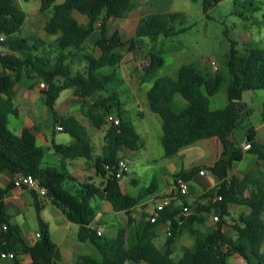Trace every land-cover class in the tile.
<instances>
[{
	"label": "trees",
	"instance_id": "trees-1",
	"mask_svg": "<svg viewBox=\"0 0 264 264\" xmlns=\"http://www.w3.org/2000/svg\"><path fill=\"white\" fill-rule=\"evenodd\" d=\"M29 1V0H25ZM223 0H204L205 10ZM42 12L52 10L45 31L57 36L56 56L42 53L46 43L36 37H23V26L27 14L18 0H0V176L3 171L15 175H30L47 190L53 204L60 208L68 221L79 227L78 240L92 244L98 255H80L77 264H229L234 256L241 257L246 264H264V183L257 177L244 175L229 179L233 165L242 160L243 151L231 141L232 134L249 119L253 110L243 102L247 91H264V48L247 49L240 55L234 46L227 61L230 73L227 87L228 104L223 109L212 110L210 99L220 92L225 77L221 72L203 71L197 63L180 67L176 77L159 76L164 67V57L149 52V64L143 81L152 82L147 94L149 109L162 123V146L166 158L175 157L179 151L202 140L216 139L222 146L221 157L210 167L218 185L204 194L202 199L219 197L216 202L199 204L193 214L180 225L177 217L187 206L185 197L181 205L176 201L164 208L155 222L143 216L140 222L131 217L138 200L123 191L121 181L115 176L119 153L123 149L132 151L145 146L131 121L125 118L121 108L118 89L123 80L115 68L120 65L125 53L140 49L143 38L157 43L161 37L169 39L176 35L173 23L179 13H152L141 19L135 38L123 42L117 30L111 31L110 21L125 19L140 0H40ZM86 16V25L80 24L74 13ZM92 41L98 54L87 52L85 47ZM81 64L78 65L77 64ZM109 70H112L109 72ZM43 80L47 89L43 91L45 105L54 117L55 125L73 139L70 145L53 143L54 154L63 161L92 160L100 185L93 182L79 184L72 192L66 187L75 178L63 162L60 165H44L47 150L36 143L34 128H25L20 136L8 127V117L19 115L13 103L15 87L24 77L32 76ZM72 90L76 97L91 105L83 112L95 128L106 126L105 146L101 156L95 157L89 134L75 117L60 116L55 103L65 90ZM107 96L95 98L97 94ZM177 97L186 101L179 106ZM116 113L120 124L107 122V116ZM264 113V102H263ZM249 154L256 156L264 169V146L256 139L254 128L247 130ZM199 171L194 168L180 172L176 178L190 181ZM154 182L152 186L154 187ZM112 205L115 212L127 216L126 227L110 238L91 230L95 224L97 209L91 205L100 193ZM148 188L141 198L151 194ZM9 191L0 186V221L8 225L7 231L0 230V251L10 253V264H18L17 257L28 255L31 264H59L61 256L57 244L52 240L49 226L40 217L41 206L35 207L40 237L33 245L21 236L12 217L7 212L6 198ZM237 205L250 212L240 215L234 225L228 226L230 207ZM217 218L215 226L206 231L196 228L207 222V216ZM168 227L165 250L155 244L158 229ZM228 228V229H227ZM187 234L193 239L179 259L171 256L177 238Z\"/></svg>",
	"mask_w": 264,
	"mask_h": 264
},
{
	"label": "crops",
	"instance_id": "crops-1",
	"mask_svg": "<svg viewBox=\"0 0 264 264\" xmlns=\"http://www.w3.org/2000/svg\"><path fill=\"white\" fill-rule=\"evenodd\" d=\"M25 1V0H24ZM33 0L25 1V2H32ZM65 0H56V4H61ZM18 3L20 4V0H18ZM21 6V4H20ZM41 6V2H40ZM22 8V6H21ZM23 9V8H22ZM137 7L130 12L133 13L136 11ZM24 11V10H23ZM40 14L38 13H33L32 15L30 13H27V19L25 21V24L23 26V37L25 38H39L43 40L46 43L45 47H41V52L42 53H48L51 54L52 56H56L57 49L55 46V41L57 39V36L50 35L45 31V26L49 18L52 16V10H48L46 12H42L40 7H39ZM163 13H170L167 11H164ZM152 13L149 14H143L140 17H137L134 28L136 32V28L141 21V19L151 15ZM74 17L78 20L80 24L86 25L89 21V19L86 16L80 15L77 12L74 13ZM118 20V19H117ZM115 20L110 21V29L111 31L117 30L120 34V37L123 42L130 41L133 39H127L124 34L118 30V29H113L112 24L114 23ZM149 40L148 38H143V43L145 44L146 41ZM150 41V40H149ZM165 41H167L166 38L161 37L157 43H152V47H149L148 51L157 53L161 56H163V49H164V44ZM264 42V39L262 40ZM93 43V42H92ZM86 51L92 52L95 54H98L97 50L95 49L94 45L88 46V42L85 47ZM96 50V52H95ZM142 46H140L139 50L136 51H141ZM0 51L2 53H5L6 50L0 48ZM130 52V53H125V57L120 65L115 68V71L117 72L118 76L123 80L122 85L119 87L118 92H121L120 90L122 87L125 86L127 89L126 94L131 96V99L134 103V105H137V111L135 115L137 117L146 118V111L144 108H141L139 103H140V96L137 91L138 89V84L133 83V82H128L126 76L125 78L121 76L120 74V69L127 67L128 65L133 69H137L140 67L139 64H143V71L144 74L142 75V81L145 76V69L149 64V60H146L145 62L137 61L133 55L130 58H127L128 55L131 53H136ZM133 60V61H132ZM129 68V69H131ZM112 70H109L111 72ZM36 76H32V78H27L24 77L20 83H18L15 87V93L13 96V103L16 101L19 105V107L15 106L18 111L19 115L16 117L18 119H22V124L20 125L19 128L16 130L12 131L16 135L20 136L25 128H34V135L36 138V143L38 146L43 147L49 152L51 156L56 157V163L57 164H50L51 161H45L43 160L44 165H55L58 166L63 162L65 166L68 168H72L73 171L70 172L69 169L68 171L71 173V175L75 178V181H70L66 184V187L70 189L72 192H75L78 189L79 184H84L88 182H93L96 185H100L101 179L97 176L96 170L94 169L93 166V161L92 160H86L83 159L84 162H79V159L75 160H62L59 156L54 154V151L52 149L53 143L58 144V145H70L73 143L74 139L67 133L63 131H59L58 125H55L54 122V117L52 113L47 109L45 105V99L43 95V89L40 88V84L43 83V81L40 84L36 83ZM23 81H27L26 84H22ZM145 82V81H143ZM22 84V86H21ZM125 89V90H126ZM69 91L68 93H66ZM149 92V91H148ZM66 93V94H65ZM71 93L74 95L73 91L68 89L63 91L59 98L57 99L55 103V110L56 112L62 116V117H67V116H73L77 120L78 119H83L80 118L74 114H67L66 112L62 111L60 107L62 106L64 99L67 98V102H71V106H75V102H79V99L84 103V100L76 97L74 95V98H71ZM148 94V93H147ZM244 97V95H243ZM256 97V94H251V99L254 100ZM71 98V99H70ZM213 98V97H212ZM244 100V99H243ZM262 103L264 102V97L261 98ZM244 102V101H243ZM121 103V101H120ZM249 108L252 109L251 105H249L247 102H245ZM212 105V100L210 99V107ZM121 108L125 111V118L129 121L131 120V114L129 113V110L126 106H122ZM212 109V107H211ZM213 110V109H212ZM218 110V109H217ZM253 110V109H252ZM46 111V112H45ZM148 111L149 105H148ZM151 112V111H150ZM84 113V112H83ZM152 113V112H151ZM154 114V113H153ZM67 115V116H65ZM113 116H117L116 114H111ZM84 119L83 120H90L86 115L84 114ZM44 118V119H43ZM79 121V120H78ZM91 121V120H90ZM80 122V121H79ZM92 122V121H91ZM84 126V125H83ZM92 126L94 127L93 123ZM86 128V127H85ZM160 128L162 130V123L160 124ZM249 128H254V134H256V139L258 142L264 146V113H263V118L262 122L259 124L258 127L251 126ZM246 129V139L245 141L240 140L236 135L235 132L231 136V141L234 143V145L238 148H241L243 151V156L242 160L240 162H237L233 165L230 173H229V179L233 178H242L244 175H250L253 177H257L258 179H262L260 177H264V169L262 167V164L256 159L254 162V165L258 167L257 176L251 174L252 172L250 170L245 171V172H240L238 170V164H241L245 160V153H248V151H244L243 147L247 144V130ZM47 129H50L48 131ZM96 131H99L97 133L94 131V136H100V143L98 144V147L94 145L92 137L89 134L91 144L93 146V151H94V156H101L103 153V148L105 146V132L107 127L103 126L100 129H97L94 127ZM87 130V129H86ZM88 132V131H87ZM56 133H61L63 134V137L60 138ZM162 135H163V130L162 134L160 135L159 141L162 144ZM142 138V137H141ZM143 139V138H142ZM144 141V140H143ZM145 143V141H144ZM192 148L189 149L188 155L192 156L194 154H198V157L195 160H192L189 165L188 169H186L185 165L180 162V151L179 153L173 157V158H166L164 154L163 159H171V161L175 162H166L165 164V171L162 174L160 178V183H158V179L156 175H153L152 177V184L154 182V187L151 192V194L144 196L141 198V193L138 195H134L129 191L128 186H133L134 188H137L140 186L141 182L139 180L140 176V168L136 165V160L133 159L134 154L138 151H132L129 149H123L124 151L122 154L119 153L118 159H125L129 165L130 168V173L123 178L121 181V185L123 188V191L131 196L134 199L138 200L137 205L134 207V209L131 211V217L138 223L143 219V216H147V219L151 217L152 211L155 208V206L159 203L160 200L164 198H172L173 201H176L177 205L182 204V200L180 197H174V191H175V186L176 182L179 178H176V176L180 172L184 171H189L194 168H199V171L194 173L188 181L189 183V193L188 196L185 197V202L187 203V206H189L192 211L200 204L204 199L201 197L206 194L207 192L212 191L215 189L218 185V182L213 175V173L210 170V167L221 157V154L223 152L222 146L219 143L218 140L216 139H208V140H202L199 141L193 145H190ZM146 147V143L145 146ZM143 147V148H144ZM45 158V157H44ZM200 172H204L203 175H200ZM15 174H12L9 171H3L1 176H0V186L4 189H7L9 191V195L6 198V208L7 212L9 215L12 217L14 215H21L24 212V209L26 207V204L24 203V198L26 195H30L34 199L35 203V198L33 197V192L26 189V188H20L16 186L15 183ZM37 201L40 203L41 206V212H40V217L42 220L48 224L49 230H50V235L52 240L57 244L58 250L61 256V262L59 264H77V257L80 255H98L97 250L95 247L90 244V243H81L78 240V231L79 227L70 221H68L67 217L63 213V211L55 206L52 202V200L49 197L41 198L38 195H36ZM99 199V202L101 204V215L104 214H112L114 217H117L119 215L118 219H113L112 221H103L100 220L99 217H96V222L94 224L95 229L102 235L107 236L110 235V238H114L119 234V231L121 228H123V225H126L128 216L124 212H115L112 205L105 199V194L101 191L93 200ZM188 198H191V201H187ZM92 200V201H93ZM99 207H96L98 209ZM236 208V212L238 213V217L240 215H246L250 212L249 209L247 208H242L237 205H232L230 207V212L231 216L233 217V211ZM100 209V208H99ZM213 214L207 216V222L204 224L205 227L207 228H212L215 225L213 224ZM264 219V215H263ZM229 218L227 219V224L230 226L231 224L228 222ZM59 222V223H58ZM12 223V220H11ZM60 224L59 225H57ZM13 224V223H12ZM235 223L233 222V225ZM19 232L22 236V230L21 227L16 224ZM74 226H77L75 228ZM196 228L202 229V226L196 225ZM228 229V228H227ZM203 230V229H202ZM70 231H75L76 238L72 239L69 235ZM38 234V231L31 236L29 239L23 238L27 244L33 245L37 241L36 235ZM54 234H56L57 239H55ZM168 235V227L166 225H163L160 229L157 231L156 239H155V244L157 247L161 250H165V242L167 239ZM184 242V243H183ZM183 243V244H182ZM193 244V239L187 235L184 234L180 236L179 238L176 239L174 245L172 246L171 249V256L174 259H179L182 255L185 249H188L192 246ZM9 257L6 259H0V264H10L13 255L8 253ZM236 257V256H234ZM238 260L239 264H246V262L239 257ZM17 262L18 264H31V259L28 255H23L17 257ZM127 264H134L133 262H128Z\"/></svg>",
	"mask_w": 264,
	"mask_h": 264
},
{
	"label": "rangeland",
	"instance_id": "rangeland-1",
	"mask_svg": "<svg viewBox=\"0 0 264 264\" xmlns=\"http://www.w3.org/2000/svg\"><path fill=\"white\" fill-rule=\"evenodd\" d=\"M20 4L23 10L31 15L33 13L40 14V0H33L32 2H25L20 0ZM19 4V5H20ZM170 12L179 13L180 17L173 23L176 35L167 39L164 44L163 57L165 60L164 67L159 70L158 75L176 77L178 70L183 65L197 63L203 71H209L211 73L221 72L225 81L223 82L220 92L211 97L212 109H223L228 104L227 87L229 83L230 73L227 67V61L231 53L232 46L240 55L246 53L247 49L254 47H263L264 42V0H223L219 4L212 6L205 10L204 0H140L137 4V9L133 13L129 14L125 19L115 20L112 24L113 29L120 30L127 39H133L135 37V22L137 17L149 13L158 12ZM92 41H88V46H92ZM142 50L131 53L127 58L133 57L137 61L145 62L149 60V47H152L151 41L147 40L146 43H142ZM96 49V48H95ZM97 50V49H96ZM95 50V52H96ZM98 52V51H97ZM133 61V60H132ZM215 63L217 71L213 70L212 63ZM143 64H139L140 67L133 69L128 65L127 67L120 69L122 77L127 78L128 82L137 83L138 93L140 96V107L146 111V118H140L135 115L137 111V105H134L131 96L126 94L127 87H122L119 92V99L122 106H126L131 114V123L134 125L136 132L143 138L146 143V147L139 149L133 159L136 160V165L141 169L139 180L140 186L134 188L128 186L129 191L134 195L144 193L148 188L153 190L152 177L156 175L158 183L165 171L166 162H175L171 159L164 158V149L159 141L162 130L160 128L161 121L159 117L150 111H148L147 93L152 87V82H143L142 75ZM81 65L80 63L77 64ZM131 68V69H129ZM43 80L37 78L36 83L40 84ZM27 81H23L22 84H26ZM21 84V86H22ZM126 89V90H125ZM67 91L66 93H68ZM65 93V94H66ZM251 94H256L254 100L251 99ZM107 94H97L95 98L105 97ZM71 98L74 95L71 93ZM264 97V91H247L244 93L243 101L251 105L253 109L252 116L245 120L244 123L235 131V135L245 141L246 129L254 126L258 127L263 118V103L261 98ZM70 98V99H71ZM92 101L88 100L87 103H83L80 99L79 102H75V106H71V102H67V98L60 109L67 114H74L84 119L83 110L91 105ZM177 103L179 106H184L186 101L181 97H177ZM14 105L19 107L18 103L14 101ZM46 112V111H45ZM116 114L115 112L113 113ZM67 116V115H65ZM44 119V118H43ZM78 119L82 125H84L92 137L94 145L98 147L100 143V136H94V127L90 120ZM22 119H18L15 116L8 117V127L11 131L16 130L22 124ZM50 131V129H47ZM99 133V131H96ZM60 138L63 134L56 133ZM191 146H187L180 150L179 160L188 169V165L192 160L198 157V154L192 156L188 155ZM124 151H121L122 154ZM256 156L245 153V160L238 164V170L245 172L250 170L255 176H257L256 170L258 167L254 165ZM45 161H51L50 164L56 163V157L51 156L49 152L45 154ZM79 162H84L83 159H79ZM70 172L72 168H68ZM264 182V177H260ZM233 179V177L231 178ZM187 201H191L188 198ZM26 207L23 214L12 216V223L18 224L22 230V237L29 239L38 231V218L34 199L30 195H26L24 198ZM91 205L97 209V216L103 221H112L118 219L112 214L101 215V204L99 199H95L91 202ZM214 218V215L212 219ZM238 219V213L236 208L233 211V217L231 216L228 222L233 225L234 220ZM59 223V222H58ZM60 226V224H58ZM216 221L213 219V224ZM17 226V225H16ZM77 228V226H74ZM126 225H123L124 229ZM203 231L209 228L202 226ZM69 235L72 239L77 236L75 231H70ZM57 239L56 234H54ZM110 237V235H108ZM184 243V242H183ZM182 243V244H183ZM239 256L229 259V264H239Z\"/></svg>",
	"mask_w": 264,
	"mask_h": 264
},
{
	"label": "built area",
	"instance_id": "built-area-1",
	"mask_svg": "<svg viewBox=\"0 0 264 264\" xmlns=\"http://www.w3.org/2000/svg\"><path fill=\"white\" fill-rule=\"evenodd\" d=\"M212 67L214 71H217V67L215 65V63H212ZM40 88L45 90L47 89V85L45 83H41L40 84ZM107 122L109 123H113L115 125L120 124V119L117 116H113V115H109L107 116ZM59 131H63L62 127L58 126L57 128ZM250 144H246L243 147L244 151H249L250 150ZM130 173V168L129 165L127 163V161L125 159H118L117 161V170H116V178L118 180H122L123 178H125L128 174ZM204 172H200V175H203ZM15 183L16 186L20 187V188H26L32 192H34L36 195H38L41 198H45L47 197V190L41 186L40 182L35 179L33 176L30 175H16L15 177ZM189 193V183L187 181H185L184 179L179 178L176 182V186H175V191L173 196L174 197H182V196H186ZM219 197H214L212 199H204L202 201V203L200 204H206L208 201H212L213 203L216 202L217 200H219ZM173 199L168 197V198H164L162 200L159 201V203L155 206V208L152 211V215L150 217L151 222H155L159 216H160V212L166 208L167 206H169L172 203ZM193 214L192 209L189 206H185L182 208L180 214L177 217L178 223L180 225H182L185 220L190 217ZM215 221H217V218H214ZM91 230H96L94 224H92L90 226ZM0 230L2 231H7L8 230V225L4 222L0 221ZM37 239L40 237L39 234L36 235ZM9 257L8 253H3L0 251V259H6Z\"/></svg>",
	"mask_w": 264,
	"mask_h": 264
}]
</instances>
